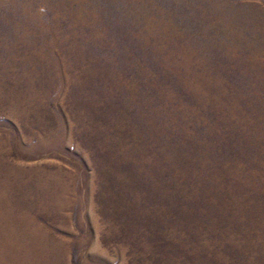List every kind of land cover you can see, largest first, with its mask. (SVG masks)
<instances>
[{"label": "rangeland", "instance_id": "obj_1", "mask_svg": "<svg viewBox=\"0 0 264 264\" xmlns=\"http://www.w3.org/2000/svg\"><path fill=\"white\" fill-rule=\"evenodd\" d=\"M0 264H264V0H0Z\"/></svg>", "mask_w": 264, "mask_h": 264}]
</instances>
